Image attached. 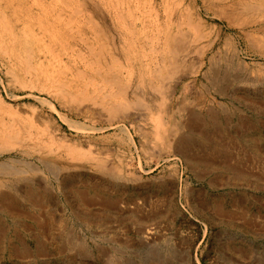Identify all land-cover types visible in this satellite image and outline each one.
Returning <instances> with one entry per match:
<instances>
[{
	"label": "rangeland",
	"instance_id": "374dc122",
	"mask_svg": "<svg viewBox=\"0 0 264 264\" xmlns=\"http://www.w3.org/2000/svg\"><path fill=\"white\" fill-rule=\"evenodd\" d=\"M179 1L136 0V14L149 18L145 32L154 35L160 23L181 26L190 2L180 7ZM121 2L0 0V31L10 25L28 37L41 24L47 44L54 40L36 62L35 75L23 81L8 72L0 48V129L17 135L0 152V190L14 193L8 181L19 188L29 184L41 200L38 207L20 202L18 216L0 214L6 230L0 264H179L175 256L181 254L186 262L180 264H262L257 258L264 254V42L258 37L264 38V26L245 27L228 15L200 10L216 31L210 37L216 46L201 58L203 46L196 45L179 62V74L164 80L165 100L174 96L176 106L159 110L163 95L141 84L136 63L134 74L120 75L123 86L129 85L125 97L112 96L116 90L103 79L112 77L116 60L132 65L143 58L127 32L131 19ZM61 79L79 92L62 105L43 91ZM104 100L109 105L100 104ZM160 111L195 117L200 131L189 137L195 165L157 136ZM179 131L177 136L188 135ZM36 143L50 144L51 153L38 152ZM14 159L39 170L15 174ZM82 183L114 203L81 202L70 187ZM36 238L46 243L45 253L36 254ZM20 244L32 255L14 256ZM235 249L246 252L244 257Z\"/></svg>",
	"mask_w": 264,
	"mask_h": 264
},
{
	"label": "bare ground",
	"instance_id": "6f19581e",
	"mask_svg": "<svg viewBox=\"0 0 264 264\" xmlns=\"http://www.w3.org/2000/svg\"><path fill=\"white\" fill-rule=\"evenodd\" d=\"M121 1H122L121 6L124 8L125 7L127 8V13L131 19V23L129 24V28H128L127 32L131 36H133V39H135L136 43L139 45L140 52H141V55L143 58L142 59H136L134 61L131 59L130 61L131 62L133 61L131 63L132 65H130L129 62H128V65L127 64L124 65L121 62L118 63L119 60H116L115 63L117 65H114L111 67V69L114 72L112 77L111 78H105L103 76V79L106 80V83L110 86L111 89L116 90V92H114V94L112 96L115 95V96H124L125 97L124 93L125 92L127 93L129 85L123 86V84L121 83L120 75L122 72H131L133 70V66L136 63L138 65L139 72L141 73V80H140L141 84L146 85V83H147L148 84L147 87L149 89L151 88V89H154L156 91H159V94L161 96L163 95L161 97V99L159 100V104H158L159 110H161V109L164 110L165 106L167 108L169 107V109L171 107L174 108L176 106L177 100L174 96L169 98V100H170L169 103H167L165 100V96L167 94H166V90H165L164 80L169 79V81H170L174 78V76L176 74H179V72H178L179 66H180L179 62L185 61V60L187 61V59L189 57H191V55L193 54V51H191V49L196 45L197 46L198 45L203 46L201 48H203L205 50V51L203 50V52L202 51L200 52L201 49L197 51V53L200 52L201 58L205 57L207 55V53L211 52V50L216 46L217 40L214 37H213L214 40H211V38H210L213 36L214 32H216V31H214L215 30L214 27L209 25V23L205 19H203V17L199 14L200 10H206L208 12L211 11L212 13L214 12V15H215V12L217 14H219V13L222 14V16L224 14L225 17L228 15V17L232 18L233 21L237 22V24L240 23V25H243V26H245L247 24H252V23H254V25H256V27H257V25L264 26V0H200L201 4H199L198 0H191V1L189 0L190 3H188L186 8L184 7L185 8V11H184L185 20L183 21V24L181 26L178 25V26H176V28L175 27L172 28L168 24L166 28L165 27L163 28L161 23H160L158 25V28L154 27L156 29V32H154L155 33L154 35L152 32H151V34H147V32H145L146 29H144V27H145V23H146L145 20L148 17H146V14H145L146 18L144 19V17L142 15L138 16L136 14V9H138V8L140 9L141 6L137 5L136 0H121ZM184 1L185 0H183V2L180 4V7H181V5L184 4ZM34 4L37 5V2H34ZM153 4H154V2H153ZM183 6H185V5H183ZM184 8H183V10H184ZM153 11H155V9L152 10L151 14L153 13ZM143 15H144V13H143ZM172 15L173 14H171L170 16H172ZM154 16H155L154 18L156 19L155 13H154ZM218 17L220 18V16H218ZM170 19H171V17H170ZM3 20H4V18L0 17V21H3ZM56 21H59V19H57ZM139 24L141 27H139ZM229 24H231V23H229ZM183 25H186L188 27V29L183 30L182 29ZM7 26H8L7 29L2 27V29H1L2 31H0V48H2L3 53L5 54V57L7 59V67L9 70L8 72L13 76L14 79H16V80L21 79L23 81L24 77L29 76V75L30 76L35 75V73L37 71V67L35 65L36 62L41 59L42 55L45 54V51L47 49H49V48L53 49L52 46H53L54 40L49 39V42L47 44V42L44 40L46 38V36H48L47 30L45 28H43L41 24L37 25L41 30L38 33L35 31L30 32V35L28 37L27 36L22 37L21 35H18L16 33V30L12 26H10V25H7ZM231 26L232 25H230V27ZM237 26H239V25H237ZM191 30L194 31L192 34H190ZM242 30H243V28H242ZM251 30H253V29H251ZM250 31H249V33H250ZM261 31H264V30H261ZM249 33H247V34H249ZM255 34H253V35H255ZM261 34H259V36ZM263 34H262V36H263ZM215 35L217 36V34H215ZM258 38L262 42H264L263 37H258ZM232 41L231 40L228 41L227 45H232L233 44ZM154 43L156 44V46ZM217 54L222 55V54H220L219 51ZM237 56H238V54L235 55L236 58H237ZM211 57L213 58V56H211ZM244 64H245V62H244ZM132 73H133V71H132ZM131 76H132V74H131ZM129 77H130V75H129ZM54 83L55 84H53L52 86H49L47 88H43V91L48 92L49 93L48 95H50L53 98V100H55L56 102H58L61 105L64 103H67L68 100L70 99V97L74 98V97H72V96H74L73 94L79 93L77 90H75V85L73 83H69L66 80L61 79L58 82L56 81ZM110 95L107 94V97H109ZM104 98H106V97L104 96ZM100 104L109 105L108 102L105 100H104V102H101ZM123 107H125V106H123ZM116 109H118V108H115L113 106L112 107L109 106V110L112 113L115 112ZM118 111H119V109H118ZM156 116H157V118H156V134H157V136H160L161 138L166 137L164 139L168 140L167 142H168L169 146L171 147L172 151H174L173 153H175L176 155H181V156L187 158L189 160V162L191 163V165H195L197 163V160L193 157L194 156L193 151H194V148L196 146L194 145L192 139L189 138L190 135H197V134H199L198 131H200L198 128V125L193 123V121H195V117H193V115H191L189 113L184 112V114L179 118L178 116L176 117L173 115H167V114L161 113V111ZM212 120L214 121L215 119L212 118ZM168 122L169 123L172 122L171 125L168 126L166 129H162L163 126H166ZM184 129H186L188 131L189 136L188 135L187 136L186 135L177 136L178 135L177 131L184 130ZM16 136H17L16 134H11L10 132H7L5 130L0 129V152H1V150H7L8 147L12 144V140L16 139ZM36 144H37L36 148L38 149L37 150L38 152H42V153L44 152L47 154L51 153L52 146L50 144H41V145H39L38 143H36ZM34 148H35V146H34ZM69 149L70 148H68L67 150H69ZM75 150H79V149H75ZM12 163L16 164V165H14L15 166L14 169L16 171L15 174L21 173V171L25 172L26 170H29V171H38L39 170L38 165H35L34 163L32 164L26 160L14 159V160H12ZM41 165L47 166V163L46 164L44 163ZM57 180H59V179H57ZM12 182L13 181H8V183L5 184V186L8 189L13 190L14 193L11 191L9 192V191L0 190V214L5 215V216H10V217L11 216L12 217L18 216L19 214H22L21 211L23 209L21 208L22 209L21 210L19 207L21 205V204H19L20 202H23V203L25 202L26 204L31 205V207H38L39 206L38 204L41 202V200L39 199V197L36 194H34V191L31 189L29 184H27V186L25 185L23 188H19V186L16 187L15 183H12ZM29 183H33V182H29ZM24 184L25 183H23V185ZM75 184H77V183H75ZM83 184L84 183H82V185ZM17 185H19V184H17ZM65 185L66 184H64V186ZM68 185H69V183H68ZM79 185H80V183H79ZM79 185H76L77 186L76 188L70 187V191L72 190L75 193V195L80 198L81 202H82V200L86 201V203H90V202L91 203L92 202L98 203L99 202V204H100L102 202V204L104 203L107 205V203H112L111 201H113V203H114V201H115L112 198H105V197L101 198V197H99L98 196L99 191H97V192L94 191V193H92L93 189L88 188L87 186H85V184L83 186H79ZM95 185H94V187H95ZM72 186H74V185H72ZM92 188H93V186H92ZM96 190H98V188ZM200 200H201L202 204L201 203H199V204H201L202 207H204L205 204L208 203L206 198L203 195H202ZM207 206L209 207V205H207ZM206 207H204V208H206ZM219 211H220V209L218 210V212ZM34 219L37 220L36 217H34ZM45 219H47V218H45ZM38 222H40V221H38ZM41 223H43V222H41ZM42 225H43V227H46V230L41 226V224L39 226L42 227L45 231L49 230V229L47 230V228L49 227L48 224L46 225V223H45V225L44 224H42ZM2 226L3 225L1 224L0 225V248L1 249L4 248V244L2 245V240H3V236H5V233H6V230H4V228ZM150 228H149V230H150ZM47 233L48 232H46V234ZM42 235H43V233H42ZM48 238H47V242H48ZM36 239L38 240V238H36ZM45 245H46V243L43 245V243L38 240L36 242V249H37L36 254H38V251H40V250L46 251ZM13 246H14V244H13ZM7 247H9V246H7ZM15 247L16 246H14V248ZM44 251L41 253H45ZM30 252L31 251H29V247L20 244V246L18 248H16V250H14L13 253L12 252L11 253L14 256H17V257L19 256L18 258H20L21 256L23 258H26L27 256L30 255L29 254ZM41 253H39V254H41ZM234 253H236L238 255V257L242 258V257H244L243 255H245L246 252H244L243 250H240V249H235ZM18 254H20V255H18ZM31 255H32V252H31ZM181 255H182L181 257H179L180 255L175 256L176 261L179 260L180 263L182 261L186 262L184 260L185 259L184 254H181ZM261 255H262V258L259 257V258H257V260L259 261L258 263L263 262L262 264H264V254H261ZM234 259H236V258H234ZM228 261H230V259ZM238 261H240V260H238ZM237 263H240V262H237Z\"/></svg>",
	"mask_w": 264,
	"mask_h": 264
}]
</instances>
